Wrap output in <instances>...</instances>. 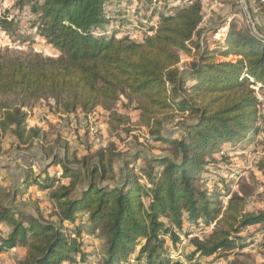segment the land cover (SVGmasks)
<instances>
[{
  "label": "trees",
  "instance_id": "1",
  "mask_svg": "<svg viewBox=\"0 0 264 264\" xmlns=\"http://www.w3.org/2000/svg\"><path fill=\"white\" fill-rule=\"evenodd\" d=\"M133 1L134 16L140 13L143 22L132 19L122 0H16L12 6L28 8L55 55L0 54V151L6 134L21 146L42 136L40 125L27 124L26 108L43 98L56 112L89 115L98 107L110 110L124 94L136 96L140 123L169 142L161 156L123 154L113 143L77 156L67 141H58L61 154L54 152L38 172L27 166L22 184L26 199L30 187L47 191L52 219L37 203L33 213L13 211L0 189V224L9 226L0 235V253L23 247L16 264H83V234L104 242L99 264H182L170 252L179 246L178 232L191 235L184 225L210 229L192 236L181 258L218 264L220 252L247 247L264 234V209L247 208L248 185L228 196V180L211 173L228 163L223 148L264 135L252 87L264 89L263 42L235 23L222 43L210 40L218 28L205 33L200 0L179 7L169 0ZM160 1L167 11L157 10ZM16 24L17 17L0 7V29L14 35ZM127 26L152 34L141 41L119 38ZM179 52L191 57L184 68ZM231 55L237 57L227 60ZM174 118L182 133L169 140L164 128ZM52 166L60 168L58 176L48 172ZM222 196H228L225 204Z\"/></svg>",
  "mask_w": 264,
  "mask_h": 264
},
{
  "label": "rangeland",
  "instance_id": "2",
  "mask_svg": "<svg viewBox=\"0 0 264 264\" xmlns=\"http://www.w3.org/2000/svg\"><path fill=\"white\" fill-rule=\"evenodd\" d=\"M203 6V20L201 26L208 28L205 33L210 34L211 28H218V32L210 40H217L222 43L226 37L230 23H235L237 28H247L258 37L264 44V0H200ZM16 0H0L1 12L9 9L10 12L17 17V24L14 35H10L0 29V54L8 56L15 52H41L45 55H55V49L48 45L45 40L37 34L35 17L28 14L29 10L24 7L21 11L13 9L12 6ZM123 5H130L131 17L142 21L140 13L134 16L136 3L132 1L122 0ZM177 3V0H169V3ZM190 0L182 1L180 5L189 3ZM157 5L158 11H167L166 5ZM179 7L178 5H175ZM128 14V13H127ZM159 25V23H157ZM38 26L39 24H35ZM18 26V28H17ZM156 26V25H155ZM131 26L119 34V38L128 36L129 40L141 41L147 32L145 27L140 29H130ZM28 38L29 41L21 43L22 38ZM214 47V44L211 45ZM179 66L184 68L191 60L183 52H179ZM219 58L220 56L217 55ZM237 56L231 55L227 60H234ZM252 80V79H249ZM190 82V80H189ZM261 102L259 107V128L264 129V89L254 88ZM137 97L124 94L120 96L118 102L105 110L98 107L94 114L90 115V121L94 127V131L89 130L87 115L76 111L72 114L65 115L56 112L55 105L50 98H43L33 102L31 106L26 108L29 114L27 124L29 126L40 125L43 133L39 139L29 146H21L9 134L2 138V148L0 151V189L6 202L11 206L13 211H20L25 214L33 213L34 203L39 205L47 219L53 217V205L47 200V191H38L34 187H30V199H26L23 192V179L26 174V167L29 166L34 172H38L45 168L50 162L54 152L61 154L58 149L59 142L67 141L69 143L71 153L82 156L97 148L114 144L116 149L123 154H129L136 150H140L146 155L161 156L167 154L169 150V142L156 140L154 136L149 134L148 129L140 123L139 111L136 109ZM176 118L171 119L165 125L164 136L169 139H177L181 136V130L176 126ZM253 141L248 144L246 140L240 142L233 149H224V156H227V164H217L211 169V173L220 178L227 179L229 188L228 196L238 188L239 184L246 183L251 190V195L247 204L249 209H264V169H259V162L264 161V135L261 131L251 136ZM59 141V142H58ZM217 158H221V153H214ZM126 157V156H124ZM141 162V159L137 161ZM120 161L115 167H120ZM2 170H4V175ZM48 172L58 176L59 167H50ZM212 175V176H213ZM66 182V181H64ZM210 182V179L208 180ZM228 196H222L224 204ZM84 220V218H81ZM212 227V225L210 226ZM255 227H250L252 230ZM210 228L201 226L200 228H190L184 225V231L191 233L188 237L178 232L181 241L177 249L171 251V258L182 261V264H188L183 255L188 250V240L195 235H202ZM9 230V226L0 224V235L4 236ZM243 235L245 233H242ZM84 250L87 254L86 262L83 264H99V254L104 246V242L92 235H82ZM6 253H0V264H16V261L24 254V248L15 246ZM220 260L218 264H264V234H259L257 239L244 248H238L231 251H222L219 253ZM210 260V259H209ZM207 262V261H206ZM130 264H136L134 259L130 260ZM211 264V263H210ZM216 264V263H212Z\"/></svg>",
  "mask_w": 264,
  "mask_h": 264
},
{
  "label": "built area",
  "instance_id": "3",
  "mask_svg": "<svg viewBox=\"0 0 264 264\" xmlns=\"http://www.w3.org/2000/svg\"><path fill=\"white\" fill-rule=\"evenodd\" d=\"M181 3H182V1L177 0V3H176V4H181ZM130 29H133V28H130ZM252 87L255 88V86H253V85H252ZM257 88H258V87H257ZM87 119H88V123L90 124V125H89V130L92 132V131H94V130H93L94 127L92 126L93 123L91 124V121H90V119H91V118H90V115H87ZM92 133H93V132H92Z\"/></svg>",
  "mask_w": 264,
  "mask_h": 264
},
{
  "label": "crops",
  "instance_id": "4",
  "mask_svg": "<svg viewBox=\"0 0 264 264\" xmlns=\"http://www.w3.org/2000/svg\"><path fill=\"white\" fill-rule=\"evenodd\" d=\"M30 118V117H29ZM29 118H28V120H29ZM3 172H1V173H3V175H4V170H2ZM12 249H15L14 247L12 248ZM11 250V249H10ZM9 250V251H10ZM8 252V251H7ZM3 253H6V252H3ZM212 258V256H210V257H206L205 258V261H209V259H211ZM220 263V262H219Z\"/></svg>",
  "mask_w": 264,
  "mask_h": 264
}]
</instances>
